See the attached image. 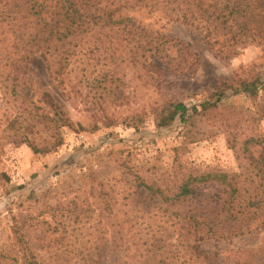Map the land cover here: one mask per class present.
<instances>
[{
	"label": "rangeland",
	"instance_id": "obj_1",
	"mask_svg": "<svg viewBox=\"0 0 264 264\" xmlns=\"http://www.w3.org/2000/svg\"><path fill=\"white\" fill-rule=\"evenodd\" d=\"M122 14L181 41L190 53L188 62L176 69L154 59L161 72L149 76L138 61L125 60L119 66L117 92L102 99V88L96 83L92 87L98 66L88 67L84 56L77 58L72 72L79 80L75 98L58 86L42 59L30 58L19 87L27 105L50 112L41 99L48 91L70 125L30 132L40 148L50 147L55 134L61 136V144L46 151L34 152L24 141H0V264L50 262L49 252L86 240L104 248L92 261L112 264L116 256L108 248L113 217L124 237L136 242L147 223H162L164 208L167 215L225 216L226 186L218 178L194 183L195 194L174 201L150 194L143 183L161 186L171 195L188 172L264 174V39L256 34L264 24L256 23L253 34L231 55L210 46L194 26L165 19L157 11L123 9ZM95 32L102 36L104 28L98 25ZM171 53L175 61L182 60L175 47ZM248 82H254L250 92L242 87ZM221 88V100L202 110L201 103ZM167 101L188 107L184 120L176 117L159 125L158 111ZM15 103L0 89V134L14 115ZM145 203L152 206L148 212L142 209ZM252 226L253 235L200 241L199 249L209 259L176 264H231L237 248L264 247V221ZM17 232L23 237L20 244ZM76 262V257L69 259Z\"/></svg>",
	"mask_w": 264,
	"mask_h": 264
},
{
	"label": "trees",
	"instance_id": "obj_2",
	"mask_svg": "<svg viewBox=\"0 0 264 264\" xmlns=\"http://www.w3.org/2000/svg\"><path fill=\"white\" fill-rule=\"evenodd\" d=\"M135 8L157 11L165 19L192 25L210 46L218 45L219 52L231 55L253 34L256 23L264 24V0H0V89L4 98L8 94L16 102L14 115L7 120L0 141H24L34 152L46 151L61 144V136L55 134L50 147L40 148L30 139V132L70 125L68 114L48 91L42 92L41 99L50 112H38L41 109L38 106H28L30 102L20 92L24 82L20 74L25 72L33 56L44 61L49 75L72 98L79 81L72 72L79 56H84L88 67L98 66L92 87L96 83L102 88L103 93L99 95L102 99L117 92L119 66L125 60L131 64L138 61L149 76L155 71L161 72L154 59L169 66L174 64L176 69L184 68L190 56L188 48L174 36L159 33L122 14L123 9ZM98 25L104 28L102 36L95 32ZM256 32L257 36L262 35L259 36L262 41L264 28ZM174 47L177 56H183L182 60L175 61L171 55ZM87 82L91 87L90 81ZM253 86L254 82L242 84L246 92L252 91ZM224 92V88L214 91L211 99L201 103L202 110L214 107ZM187 112L183 102L167 101L158 111L159 125H167L176 117L184 120ZM217 178L219 184L226 186L223 188L226 212L222 219L197 212L176 211L167 215L164 208L160 211L166 216L162 223H147V229L135 242L124 237L120 223L113 217L108 248L116 256L112 264H176L209 259L200 251V241L253 235L252 225L264 221L263 173L188 172L171 195L161 186L143 183V187L150 194H159L163 201L184 200L196 193L194 183ZM148 207L152 206L145 203L143 211L148 212ZM17 234L16 242L20 244L23 237ZM23 246L27 248L25 242ZM101 251H104L101 245L91 246L88 240L81 241L71 249L64 247L61 251L49 252L50 262L42 264H70L69 259L73 257L79 259L74 264H99L92 258L101 256ZM263 252V245L260 249L237 248L230 255L231 264H264Z\"/></svg>",
	"mask_w": 264,
	"mask_h": 264
}]
</instances>
